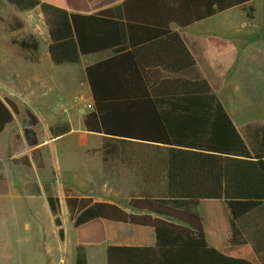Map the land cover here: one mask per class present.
Here are the masks:
<instances>
[{"label":"trees","instance_id":"trees-1","mask_svg":"<svg viewBox=\"0 0 264 264\" xmlns=\"http://www.w3.org/2000/svg\"><path fill=\"white\" fill-rule=\"evenodd\" d=\"M6 1L20 11L45 10L49 52L57 64L117 46L113 56L86 67L94 99L84 116L86 129L105 135L104 154L153 156L150 164L162 171L155 177L166 181L165 193L131 198L130 206L140 212L67 193L77 233L76 264H88L87 245L107 240L106 219L151 226L156 234L153 246L108 245L107 264H252L210 246L203 217L191 207L202 199H223L231 215V242L241 243L238 221L264 202V123L238 129L210 81L191 73L195 59L172 29L174 23L191 24L240 3L124 0L85 14L69 12L66 0ZM12 41L37 59L40 41L34 35ZM210 42L221 52L227 46L218 37ZM173 56L179 61L165 62ZM17 110L12 99L0 97V132ZM24 132L29 145L37 144L32 127ZM48 201L61 225L58 197L49 194Z\"/></svg>","mask_w":264,"mask_h":264},{"label":"crops","instance_id":"crops-1","mask_svg":"<svg viewBox=\"0 0 264 264\" xmlns=\"http://www.w3.org/2000/svg\"><path fill=\"white\" fill-rule=\"evenodd\" d=\"M123 1L66 0V5L69 12L89 14L119 5ZM220 1L240 4L230 6L191 24L181 26L174 23L172 29L180 33L186 47L195 59V68L191 70V73L201 74L210 81L234 123L242 131L247 123L255 121L240 119L237 112L233 114L216 91L213 79L223 78L230 72L234 73L235 66L239 69L249 66L252 68L249 71L247 69L248 73L255 75L257 80L260 78V81L264 83V0ZM137 34L133 33L134 37ZM211 37H218L227 42L223 52L213 48L210 42ZM49 43L50 41L43 47L39 46L36 60H31L28 55L30 61L40 67L35 71L34 82L29 79L31 75L18 76L20 79L18 87L21 92L18 97H21V100L25 102L35 100L36 106L41 107L43 98L46 95L51 92L56 93L59 100L53 101V104L51 103L50 112L38 113L39 122L30 118V121H28L22 113L24 109L21 101L16 96L12 97L8 92L6 95L0 94L3 99H12L18 108L17 112H14L13 120L0 132V195H6L14 189L32 195L43 194L44 207L47 208L53 221L55 232L62 242L63 250L68 253L71 242L70 229L72 226L75 229V226L66 204L67 193L92 197L95 201L115 203L130 212H140L130 206L131 198L165 193L166 181L164 178L157 179L155 177L156 172L162 171L161 167L157 168L156 165L150 164L151 160H156L153 156L131 154L129 157H123L122 155L104 154L103 142L105 135L86 129L84 116L94 107L86 67L113 56L117 46L81 54L77 62L57 64L53 61L49 52ZM162 48H165L164 45H162ZM127 49H132V46L129 45ZM176 59L178 60L176 56L164 57L166 63ZM147 60L153 61V58ZM45 64H47L46 69H44ZM7 78L12 80L14 76L9 75ZM230 79L235 80L234 77ZM2 88L15 95L14 87L10 83H3ZM70 97L73 100H65L71 99ZM61 100L70 101V110L68 109L69 111L65 115L56 116L52 113V110L55 103ZM20 113L23 115L22 119L19 118ZM66 126H69V130L61 132V129ZM25 127H32L35 130L38 139L37 144L32 146L28 144L24 132ZM75 132L81 133L82 142L84 143L89 135H99L101 143L99 146L74 148L68 161L66 173L63 174L60 171L62 172L60 174L58 169L55 170L54 159L52 163L54 143L56 140L68 137ZM19 139L24 142L25 146L23 148H16ZM12 160H14L13 168ZM32 165L37 169L40 176L39 183L37 179L34 180L36 182L35 186L28 185L29 180L24 175L26 171L29 172L28 169ZM31 177L34 176L31 175ZM21 181L24 183L21 184ZM49 194L59 199L58 217L61 220V225H57L55 222L56 216L53 214L48 201ZM215 200H218L216 204L214 203ZM203 201L211 207L218 205V202H222L228 210L225 213L223 212L227 218L225 225L218 227V230H214L213 225L207 223L205 216L195 210L203 217L208 244L228 256L245 258L252 264H264V202L238 221V227L241 231V243H232L231 215L227 203L223 199L207 198L202 199L197 206H192L191 209L194 210V207H200ZM104 222L107 240L96 245L105 244L106 262L108 245L153 246L156 243L155 230L151 226L108 219ZM210 223L217 225L216 220ZM60 229L63 230L62 235ZM75 240L77 256L76 229ZM87 246L86 253L89 264Z\"/></svg>","mask_w":264,"mask_h":264},{"label":"rangeland","instance_id":"rangeland-1","mask_svg":"<svg viewBox=\"0 0 264 264\" xmlns=\"http://www.w3.org/2000/svg\"><path fill=\"white\" fill-rule=\"evenodd\" d=\"M19 21L23 26H18ZM28 34L34 35L42 47L48 44L50 36L45 10L41 6H37L31 10L20 11L6 0H0V94L6 95L8 92L12 97L16 96L23 106L24 118L26 117L28 121L30 118L39 122L38 113L50 112L51 103L58 101L59 98L56 97V93L51 92L43 98V103L39 107L36 106L35 100L25 102L21 100V97H18L21 94L18 87L20 81L18 76L31 75L29 79L34 82L35 71L40 67L30 61L29 53L23 51L18 44L12 41L14 38L21 39ZM46 67L47 64L44 69ZM251 68L246 66L239 69L235 66L234 73L230 72L223 78L213 79V85L233 114L237 112L240 119L264 123V83L260 81V78L257 80L255 75L248 73ZM9 75L14 78L8 79ZM231 77H234L235 80H231ZM3 83H10L14 87L15 95L5 91L2 88ZM70 98L65 100H73L72 97ZM69 110L57 113L53 109L52 113L62 116ZM19 118H23L21 113ZM100 143L99 135H89L87 141L82 142L79 132L56 140L52 150V163L54 159L55 170L58 169L60 174L66 173L68 161L74 148L99 146ZM24 146V142L19 139L16 148ZM12 161L13 168L14 160ZM28 170L29 172L26 171L24 174L29 180L28 185L35 186L34 180L37 179V182H40L37 169L32 165ZM31 175L34 177L32 178ZM21 182V184L24 183ZM216 201L218 200H215V204ZM218 203L219 206L211 207L203 201L200 207L193 208L205 216L207 223L213 225L214 230L225 225L227 219L223 214L228 211L226 205L222 202ZM44 206L45 199L40 193L32 195L14 189L6 195H0V264H76L74 227L72 226L70 229V251L65 253L49 212ZM214 219L217 225L210 223L215 222ZM87 252L89 264H107L105 244L87 246Z\"/></svg>","mask_w":264,"mask_h":264},{"label":"built area","instance_id":"built-area-1","mask_svg":"<svg viewBox=\"0 0 264 264\" xmlns=\"http://www.w3.org/2000/svg\"><path fill=\"white\" fill-rule=\"evenodd\" d=\"M69 107H70V103L68 101L61 100L55 103L53 109L55 112L60 113V112L67 111Z\"/></svg>","mask_w":264,"mask_h":264}]
</instances>
